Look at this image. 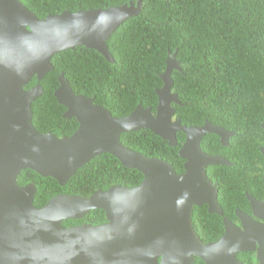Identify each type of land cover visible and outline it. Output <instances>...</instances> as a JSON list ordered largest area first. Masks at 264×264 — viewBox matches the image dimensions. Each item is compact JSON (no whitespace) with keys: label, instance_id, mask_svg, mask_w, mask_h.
Listing matches in <instances>:
<instances>
[{"label":"water","instance_id":"1","mask_svg":"<svg viewBox=\"0 0 264 264\" xmlns=\"http://www.w3.org/2000/svg\"><path fill=\"white\" fill-rule=\"evenodd\" d=\"M141 10L142 1L131 0L39 17L22 0H0V264H195L196 258L204 264H245L238 255L248 251L264 264V224L239 211L241 226L225 217L218 183L208 175L209 166L232 162L202 148L207 134L236 133L211 122L193 126L172 120L173 103L184 105L172 79L156 90L155 111L139 103L130 114L117 116L93 97L76 93L61 72L54 95L67 108L64 117H76L77 129L58 136L33 123L32 103L44 87L26 86L35 75L42 79L54 69L53 55L84 45L114 61L108 39ZM175 55L163 78L180 69ZM142 128L169 145H178L177 133H185L179 149L183 172L123 143V133ZM105 153L139 170L142 181L113 184L90 195L59 193L43 206L34 203L35 183H18L20 173L31 169L65 185L80 167ZM203 205L223 216L225 230L217 240L205 242L194 228V209ZM96 209L105 211V222L64 224ZM253 210L264 218V201L253 202Z\"/></svg>","mask_w":264,"mask_h":264},{"label":"trees","instance_id":"2","mask_svg":"<svg viewBox=\"0 0 264 264\" xmlns=\"http://www.w3.org/2000/svg\"><path fill=\"white\" fill-rule=\"evenodd\" d=\"M22 1L39 17H45L65 9L107 7L131 0ZM141 1L140 14L125 20L108 39L114 61L96 49L79 45L57 52L52 57L54 69L42 79L36 75L31 79L27 88L37 83L44 87V93L32 103L33 123L39 131H51L58 136L70 135L78 127L76 117H64L67 108L54 95L61 72L76 93L93 97L114 115H128L139 103L152 106L155 111L156 88L164 84L160 73L167 67L169 52L176 53L180 69L172 70V90L185 103H174L182 123L202 125L208 120L237 131L232 139L239 145V153L230 156L235 164L213 165L207 170L213 180H219V203L224 214L231 215L229 209L235 204L230 196H225L237 186L231 176L246 168L264 169L261 159L252 164L240 139L248 129L256 126L261 129L260 122L264 119V0ZM177 135L178 145H169L150 129L142 128L123 133L121 140L147 156L168 160L180 173L185 159L179 149L185 134L178 132ZM210 138L214 139L211 143ZM202 145L210 154L211 146L218 145L228 155L229 148L218 140L217 134L208 135ZM142 179L139 170L125 167L114 155L105 153L80 167L65 185L31 169L20 173L18 183H35L38 191L34 203L41 206L59 193L90 195L111 182L135 186ZM240 192L243 194V188ZM103 221H106L105 211L96 209L82 219L65 220L64 224ZM192 221L205 242L217 240L225 230L223 217L209 213L207 205L195 207ZM238 257L245 264H257L251 253H240ZM195 264H204V261L196 258Z\"/></svg>","mask_w":264,"mask_h":264},{"label":"flooded vegetation","instance_id":"3","mask_svg":"<svg viewBox=\"0 0 264 264\" xmlns=\"http://www.w3.org/2000/svg\"><path fill=\"white\" fill-rule=\"evenodd\" d=\"M170 56H172V55L169 53V55L167 57V61H168ZM172 63H173L172 61H168L167 67H168V65H170ZM167 67L162 73H160L161 77L163 75H165ZM172 67H175V66H172ZM172 70H171V73L169 74V77H165V78L162 77V79L164 80V82H163L164 84L162 85V87H159V88H161V89L164 88L167 85V81H169V79H172L174 81V79L172 78ZM159 88H156V90ZM78 94H84V93H78ZM173 105H174V103H173ZM177 118L181 119V117L177 116V110H176L175 114L172 116V120H175ZM181 122H182V120H181ZM207 122H210V121L205 120L202 125H205V123H207ZM182 124H184V123H182ZM212 124H214V123H212ZM184 125H187V124H184ZM188 125L202 126V125H197V124H188ZM216 126H218V125H216ZM219 127H221V126H219ZM260 127H261V129L259 128V126H256L253 129H248L247 131L244 132V133H246V136L243 138H240L242 140V147L244 148L245 153L247 154V156H249V160H251L252 164H254V165L260 159L262 160V162L264 161V119L261 120ZM222 128H224V127H222ZM225 129H227V128H225ZM227 130L234 131L237 134V131L234 129L233 130L227 129ZM211 134H213V133H211ZM211 134H207L202 139V143H203L204 139H206V137L208 135H211ZM236 134L225 135V138L218 135V140L224 146L229 148L228 155L218 145L211 146V148L209 147L211 152H212L211 154L208 153L206 150H204V149L203 150L209 155L223 156L226 159H228L229 161H231L230 156L234 157V153H236L237 155L239 153V145L236 142L234 143V141L232 139V138H234V136ZM177 138H178V135H177ZM213 140H214L213 138H210V139H208V142L211 143V141H213ZM183 143H184V140L182 141V144ZM202 148H203V145H202ZM231 162H232V165H230V166H233L235 164V162H233V161H231ZM218 165H224V164H218ZM208 175H209V173H208ZM209 177H210V175H209ZM231 178L234 181H236L237 186L235 184V186L233 188H235V187L236 188L228 191L227 194H225V196H230V200L235 205H234L233 209H229V212L231 213V215L224 214V216L228 217L236 225L241 226L242 220L238 215V211H239L240 213H244L248 216H251L254 219L260 220L264 224V218L256 216L254 214V210H253V202L255 203L257 201H264V169L246 168L242 173L240 171H238L235 175H232ZM213 181L217 182L219 185L218 179L213 180ZM113 184H118V183L111 182V183L107 184L108 187H106V188L99 187L97 189L105 190V189L109 188L110 186H112ZM242 188H243V194H241V192H240V189H242ZM218 195H219V187H218ZM218 198H219V196H218ZM43 205H41V206H43ZM103 222H105V221H103ZM103 222H101V223H103ZM83 223H87V222H77V223H74L72 225H79V224H83ZM241 253H245V252H241ZM247 253H251V255H254V257L256 259L255 252L248 251ZM257 264H258V261H257Z\"/></svg>","mask_w":264,"mask_h":264}]
</instances>
